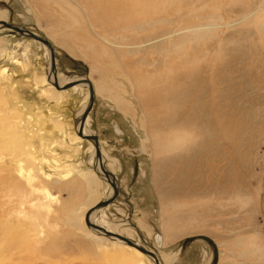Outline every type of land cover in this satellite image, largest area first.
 Returning <instances> with one entry per match:
<instances>
[{
  "label": "rangeland",
  "instance_id": "374dc122",
  "mask_svg": "<svg viewBox=\"0 0 264 264\" xmlns=\"http://www.w3.org/2000/svg\"><path fill=\"white\" fill-rule=\"evenodd\" d=\"M96 1L0 0V13L49 41L61 79L92 84L87 129L118 187L104 225L161 263L264 264V0ZM134 2L185 27L179 54H123L145 32ZM1 27L0 264H150L87 232L86 210L113 194L75 132L88 89L56 90L48 50ZM235 237L261 256L226 253Z\"/></svg>",
  "mask_w": 264,
  "mask_h": 264
},
{
  "label": "bare ground",
  "instance_id": "6f19581e",
  "mask_svg": "<svg viewBox=\"0 0 264 264\" xmlns=\"http://www.w3.org/2000/svg\"><path fill=\"white\" fill-rule=\"evenodd\" d=\"M62 1V0H61ZM71 0H69V2H70ZM100 1H104V2H106V3H108V4H112L113 5V0H97L95 3H94V5H92V6H96ZM125 1V0H124ZM141 1H143V0H141ZM154 1V0H153ZM163 1V0H162ZM127 2H128V0H127ZM140 2V1H139ZM144 2V1H143ZM150 2V1H149ZM148 2V4H151V3H149ZM161 2V1H160ZM62 3V2H61ZM65 3V2H64ZM129 3V2H128ZM135 3V2H134ZM133 3V4H134ZM142 3V2H141ZM146 3V2H145ZM145 3H144V5H145ZM93 4V3H92ZM127 4V3H126ZM133 4H131L132 6H130V7H133L132 8V14L130 13V15L132 16H134L133 18H135L136 16H137V21H135V25H133L131 28L132 29H135V30H143V32H144V30H145V32L142 34V35H140L139 37L140 38H138V39H136V40H133V41H131V43H128V45H126V46H123V47H126L127 49H130V50H128V51H124L123 52V54L124 53H126L127 52V54H131L132 52H135V53H137V52H150V53H152V51L153 52H160V53H162V54H164V56H166L170 51L172 52V53H177V54H179L180 53V51H181V49L183 48V45L185 44V42L187 43L189 40H190V36H191V34L189 33H187V30L185 29V27H174V28H172V27H170L169 26V28L167 27V25H168V21L169 20H167L166 19V17H161L160 15H159V11L157 12L156 10H145V9H137V6H138V4H136L135 3V6L133 5ZM140 4V3H139ZM153 4V3H152ZM75 5V4H74ZM77 5V4H76ZM141 5V4H140ZM79 6V5H78ZM81 6V5H80ZM123 6V5H122ZM124 6H125V8H129V6H126L125 5V3H124ZM150 6V5H149ZM91 7V6H90ZM108 7V6H107ZM121 7V6H120ZM139 7V6H138ZM97 8V7H96ZM112 9H111V13L109 12V10H107V11H103V14H102V19L104 20H108V21H113L114 20V16H113V6L111 7ZM97 9H100V8H97ZM108 9V8H107ZM110 9V8H109ZM120 9H122V8H120ZM84 10V9H83ZM124 10V9H123ZM74 11H76V10H74ZM119 11V10H118ZM122 11V10H121ZM127 11V13L129 12L128 10H126ZM125 11V12H126ZM120 12V11H119ZM258 12V10H256L255 12H253V14H251V15H249V16H251V17H253V15H254V18H255V16L258 14L257 13ZM110 13V14H109ZM174 13V12H173ZM177 13V12H176ZM120 15H121V13H119ZM119 14H117V15H119ZM72 15V14H71ZM127 16V15H126ZM125 17V16H124ZM130 17V16H129ZM200 17V16H199ZM100 18V17H99ZM99 18H97V19H99ZM122 18H123V16L121 17V23H122ZM170 18V17H169ZM198 18V17H197ZM5 19H6V15L4 14V13H0V21H5ZM118 19V18H117ZM182 19H184V20H186V18H183V16H181L180 17V19L179 18H177V20H182ZM118 20H120V19H118ZM132 19H131V17H130V21H131ZM133 20H136V18L135 19H133ZM187 20H188V18H187ZM115 21H117V20H115ZM183 21V20H182ZM118 22V21H117ZM120 22V21H119ZM127 22H128V20H127ZM126 22V23H127ZM132 22V21H131ZM137 22V23H136ZM170 22V21H169ZM184 22V21H183ZM120 23V24H121ZM125 23V24H126ZM134 23V22H133ZM124 24V23H123ZM128 24V23H127ZM126 24V25H127ZM169 24H171V23H169ZM181 24V23H180ZM157 25L159 26V27H157ZM125 26V25H124ZM1 27V26H0ZM123 27V26H122ZM2 28V27H1ZM126 28V27H125ZM130 28V27H129ZM197 28V27H196ZM127 29H128V27H127ZM127 29H125V31L124 32H127L128 30ZM191 30H193V29H195L193 26H191V28H190ZM127 30V31H126ZM130 31V30H129ZM133 31V30H132ZM136 32V31H135ZM129 33V32H128ZM188 35H187V34ZM131 36V35H130ZM115 49H119L120 48V46H118V47H115V46H113ZM180 48V49H179ZM116 51H118V50H116ZM118 52H120V51H118ZM117 52V53H118ZM48 53V52H47ZM121 53V52H120ZM49 54V53H48ZM142 55V54H141ZM145 55V54H144ZM160 57H162V55H160ZM169 58V57H168ZM167 58V59H168ZM166 60V59H165ZM56 61V60H55ZM139 61V60H138ZM49 64H50V59H49ZM159 64V63H158ZM157 64V65H158ZM162 66V65H161ZM49 68H50V65H49ZM50 70V69H49ZM50 74L52 75L51 77H52V80H51V83L53 84V82H54V76H53V74L50 72ZM78 78H82V77H78ZM78 78H75V79H71V78H68V79H65V80H63V79H61L57 74H56V80H57V83H58V85L59 86H62V85H64V84H67V83H70V82H73V81H81V80H84V79H78ZM50 80V79H49ZM77 87H85L86 89H88V86L86 85V84H78V85H76V86H74V87H72L73 89L74 88H77ZM78 89V88H77ZM88 105V104H87ZM87 105H84V107L79 111V113L77 114V116H78V120H77V122H76V127H75V132H76V134H77V131H78V129H79V126H80V120H81V116H82V114H83V112L85 111V109H86V107H87ZM88 118L89 117H87L86 118V120H85V123H84V128H83V132H84V134L85 135H94V134H90V132H89V130L87 129V121H88ZM92 145V144H91ZM101 152V151H100ZM92 156H94V162H93V166H94V168H93V170H94V177H96V178H98L99 177V179H102L104 182H106V180H105V178H104V176H103V173H102V171L100 170V167H99V162L97 161V159H96V157H95V151H94V147L92 146ZM101 157H102V159H101V162L103 163V161H104V157L102 156V153H101ZM1 160V159H0ZM104 165V164H103ZM104 170L109 174V176L114 180V178H113V176L111 175V173L106 169V167L104 166ZM27 176V175H26ZM98 176V177H97ZM25 178V177H24ZM27 180V179H26ZM114 182L116 183V181L114 180ZM116 186H117V184H116ZM110 198V197H109ZM108 199V198H107ZM92 206V205H91ZM90 206V207H91ZM102 209L103 208H101V209H99V210H97V211H95V212H93L91 215H90V221L92 222V223H94V224H96V225H98V226H101V227H103L104 229H106L107 231H109V232H111V233H114V231L112 230V229H109V228H107V226H105L104 225V223H103V221H102V218H101V216H100V214H102L103 213V211H102ZM87 211V210H86ZM86 213V212H85ZM85 215V214H84ZM82 228H84V230H86L85 229V227H84V225H83V227ZM88 229V228H87ZM89 231H87V232H90L92 235H94V236H99V237H102V238H105V237H103L102 236V234H100V233H98V232H94V231H92V230H90V229H88ZM117 234V233H116ZM105 239H110V238H105ZM110 240H112V239H110ZM112 241H115V240H112ZM115 242H118V241H115ZM134 242V241H133ZM118 243H120V242H118ZM135 243V242H134ZM135 244H137V245H140L138 242H136ZM259 242H257L256 240H253V239H244L243 237H235L233 240H231L230 241V243H228V244H224V248L226 249H224L225 250V252L227 253L228 251H231V249H232V251H234V252H236L237 253V256L239 257V258H250L251 256H254L255 258H259V256H261V251L263 250V248H262V246L261 247H259ZM125 245V244H124ZM256 245V246H255ZM127 246V245H126ZM140 246H142V247H145V246H143V245H140ZM128 247H130V246H128ZM130 248H132V247H130ZM145 248H147V247H145ZM134 249V248H133ZM134 250H136L139 254H140V251L139 250H137V249H134ZM260 253V254H259ZM141 255H143L146 259H147V261L150 263V264H155L154 262H153V260L152 259H150V258H148V257H146L144 254H142L141 253ZM140 255V256H141ZM116 257H114V256H112V258L114 259V260H123V262L125 263V261H126V263H129L128 262V259L125 257V256H119V255H115ZM157 256V255H156ZM124 258H126V260L124 261ZM158 258V257H157ZM158 261H159V263H161V261H160V259H158ZM122 262V263H123ZM167 262L168 261H165V262H163L162 261V263L161 264H167ZM121 263V264H122Z\"/></svg>",
  "mask_w": 264,
  "mask_h": 264
},
{
  "label": "water",
  "instance_id": "95a60500",
  "mask_svg": "<svg viewBox=\"0 0 264 264\" xmlns=\"http://www.w3.org/2000/svg\"><path fill=\"white\" fill-rule=\"evenodd\" d=\"M0 26H2L4 29H9L13 34H17L19 36H24V37H27L29 39H32V40L42 44L48 50L49 59H50V72L54 76V82L52 85L56 90H66V89L72 88L78 84H86L88 86V105H87L85 111L83 112V114L81 116L80 126H79V129L77 131V136L80 137L81 139L85 140V141H88L94 147L95 157H96L97 161L99 162L100 170L103 173V176L106 180V183L110 185L113 194L110 198L98 202L95 206L91 207L90 209H88L86 211V213L84 215V223H85L86 227L88 229L94 231V232H98V233L102 234V236L105 238H110L112 240L123 243L127 246H130L134 249H137L142 254H144L146 257L152 259L155 264H161V263H159L158 258L156 256V253L154 251L150 250L149 248H145V247H142L140 245L135 244L132 240L128 239L127 237H124V236L116 234V233H111V232L107 231L106 229H104L103 227L98 226V225H96L90 221V215L93 212H95L101 208L107 207L114 200L116 195L118 194V187L116 186V183L114 182L115 179L113 180L109 176V174L104 170V165L101 162L102 157H101V152L99 149L98 138L95 135H85L83 132L85 120L88 117V114L91 111L92 106H93V102H94V91H93V87H92V84L90 83V81L88 79H84L81 81H73V82L64 84L62 86H59L57 83V80H56L55 53H54V50H53L51 44L49 43V41L47 39H45L44 37L40 36L39 34L35 33V32L29 31V30L22 28V27H19V26L11 25V24L7 23L6 21H0Z\"/></svg>",
  "mask_w": 264,
  "mask_h": 264
},
{
  "label": "flooded vegetation",
  "instance_id": "af4514ba",
  "mask_svg": "<svg viewBox=\"0 0 264 264\" xmlns=\"http://www.w3.org/2000/svg\"><path fill=\"white\" fill-rule=\"evenodd\" d=\"M6 13V12H5Z\"/></svg>",
  "mask_w": 264,
  "mask_h": 264
}]
</instances>
